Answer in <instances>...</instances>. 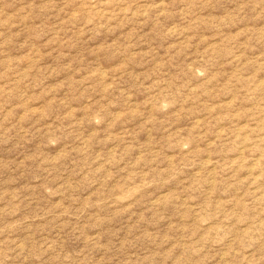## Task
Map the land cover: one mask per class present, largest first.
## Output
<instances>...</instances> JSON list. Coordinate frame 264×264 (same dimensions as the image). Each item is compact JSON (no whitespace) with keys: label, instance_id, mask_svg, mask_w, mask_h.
I'll use <instances>...</instances> for the list:
<instances>
[{"label":"rangeland","instance_id":"rangeland-1","mask_svg":"<svg viewBox=\"0 0 264 264\" xmlns=\"http://www.w3.org/2000/svg\"><path fill=\"white\" fill-rule=\"evenodd\" d=\"M0 264H264V0H0Z\"/></svg>","mask_w":264,"mask_h":264}]
</instances>
